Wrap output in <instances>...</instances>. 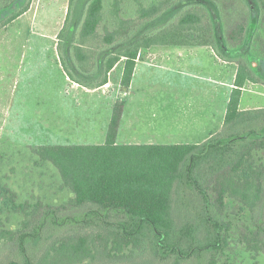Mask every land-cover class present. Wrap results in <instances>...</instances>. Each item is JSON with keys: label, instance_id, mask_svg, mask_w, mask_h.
Wrapping results in <instances>:
<instances>
[{"label": "trees", "instance_id": "trees-1", "mask_svg": "<svg viewBox=\"0 0 264 264\" xmlns=\"http://www.w3.org/2000/svg\"><path fill=\"white\" fill-rule=\"evenodd\" d=\"M255 1L256 10L250 5L251 24L223 33L218 0H70L58 34L59 61L71 81L94 90L109 83L110 72L124 59L121 84L126 90L142 49L219 46L249 51L259 24L264 26V0ZM32 3L0 0V29L29 11ZM179 5L167 22L148 27ZM251 79L240 62L223 128L200 144L117 143L124 109V102L118 101L104 143L35 149L59 172L74 212L61 216L49 209L39 219L33 210L26 212L21 229L0 227V257L12 244L24 258L4 263L201 260L228 244L224 231L231 225L217 217L228 199L250 213L262 209L249 228L251 234L241 239L249 251L264 252V108L240 109L242 88ZM50 223L61 232L46 240L44 229ZM31 244L40 250L33 253Z\"/></svg>", "mask_w": 264, "mask_h": 264}, {"label": "rangeland", "instance_id": "rangeland-1", "mask_svg": "<svg viewBox=\"0 0 264 264\" xmlns=\"http://www.w3.org/2000/svg\"><path fill=\"white\" fill-rule=\"evenodd\" d=\"M69 1L33 0L31 13L0 29V227L21 229L26 212L33 210L39 219L49 209L61 216L74 212L68 206L70 193L63 185L59 172L50 162L43 161L35 149L48 145L94 144L102 141L108 117L113 116L118 102H113L116 99L113 95L118 89L125 91L120 87L124 59L110 72L109 85L95 91L83 89L78 83L75 85L67 76L59 61L57 46ZM218 1L222 11L223 33L235 29L238 24L251 22L250 9L256 10L257 7L255 0ZM211 6L216 5L210 2ZM180 7L169 10L148 27L164 24ZM262 28L264 26L259 24L254 38L255 48L260 52L258 55L264 57ZM164 47L155 45L147 48L149 52L147 49H142V52L151 56V50ZM227 54L232 55L237 63H245L250 58L247 51H240L239 48ZM165 72L156 69V73H151V80L148 78L144 84L136 85L135 98L149 99L152 107L158 109L166 88L168 90L170 87L168 80L176 76L168 73L163 78ZM189 80L190 77H187L185 82ZM189 82L190 85L195 83L193 80ZM123 91L120 92L122 99L131 98V93L124 95ZM131 108L122 114L125 121L122 137L127 140L128 136L136 135L165 142L168 135L165 126L161 127L156 121L154 126L148 127L142 116L137 118L132 114ZM195 133L198 132L192 134ZM168 139L175 143L186 138L185 133L181 132ZM260 155L264 160V150L262 153L260 151ZM261 210L250 213L239 203L228 199L224 213H217L218 218L231 225L224 231L228 244H224L221 250L208 251L201 260L194 259L186 264H213L211 261L214 264H264V252L249 251L241 239L251 234L249 228L256 225ZM44 231L46 240L61 232L58 225L52 223L47 224ZM29 247L33 253L40 250L39 246L33 244ZM8 258L24 260L21 251L12 244L3 248L0 264H5ZM171 261L167 259L162 264H171Z\"/></svg>", "mask_w": 264, "mask_h": 264}, {"label": "crops", "instance_id": "crops-1", "mask_svg": "<svg viewBox=\"0 0 264 264\" xmlns=\"http://www.w3.org/2000/svg\"><path fill=\"white\" fill-rule=\"evenodd\" d=\"M33 8L34 4L32 3L29 11L18 19L31 13ZM249 23L251 24V22ZM260 26L262 25L260 24ZM262 29L264 30V28ZM255 44L256 41L250 50L247 51V57L250 58L245 62V65L252 79L247 80L242 88L241 110L264 108V57H262L263 55H258L260 52L256 50ZM233 49L221 50L219 46H165L164 49L151 50V56L150 54L144 55L141 50L136 59L130 87L125 91L122 89L119 91L118 89L116 94L113 95L116 98L113 102H124L123 113L129 112V108L132 106L131 112L134 116H137V118H141L142 116L144 123L148 127L154 126L157 121L161 127L165 126L168 135L165 137V142H156L152 141L150 137L145 139L136 135H130L126 140L121 135L125 123L122 117L118 128L117 143L200 144L218 134L224 125L228 103L235 88L236 76L239 69V63H237L232 55L227 54L233 51ZM149 50L147 49L148 52ZM225 55L228 56L226 57ZM156 69L166 71L163 73V78L168 73L176 75L168 80L170 87L168 90L166 88L165 96L158 109L152 107L149 99H145L144 97L135 98L134 96V87L141 83L144 84L148 78L151 80V73H156ZM187 77H190L195 83L190 85L189 81L191 80L185 82ZM106 85H109V83ZM79 87L92 90L80 84ZM120 87L123 88L121 84ZM98 89L100 88L92 91ZM121 91H123L124 95L131 93V98L122 99L120 96ZM252 95L255 96V99H253ZM146 105L148 108H146ZM108 118L103 140L94 144H102L106 141L112 116ZM132 124L134 126L135 121ZM194 131L198 133L192 134ZM181 132L185 133V140H177L175 143L168 141V138L173 139V136Z\"/></svg>", "mask_w": 264, "mask_h": 264}]
</instances>
